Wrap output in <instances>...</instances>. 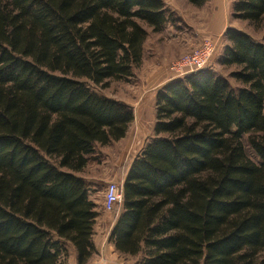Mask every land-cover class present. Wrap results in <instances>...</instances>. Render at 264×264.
Masks as SVG:
<instances>
[{
    "label": "trees",
    "instance_id": "obj_1",
    "mask_svg": "<svg viewBox=\"0 0 264 264\" xmlns=\"http://www.w3.org/2000/svg\"><path fill=\"white\" fill-rule=\"evenodd\" d=\"M232 15L259 28L264 0ZM176 20L164 0H0V264H67L69 245L92 259L100 212L79 173L135 113L91 84L133 77L149 31ZM225 40L229 75L157 90L109 234L137 264H264V33L230 26Z\"/></svg>",
    "mask_w": 264,
    "mask_h": 264
},
{
    "label": "rangeland",
    "instance_id": "obj_2",
    "mask_svg": "<svg viewBox=\"0 0 264 264\" xmlns=\"http://www.w3.org/2000/svg\"><path fill=\"white\" fill-rule=\"evenodd\" d=\"M165 3L177 20L168 24L160 33L149 31L144 44L143 63L134 69L133 77L129 80H111L106 88L91 84L104 95L129 104L135 113V120L126 137L110 145L98 146L99 163L96 161L84 171L91 176V197L96 201L100 212L96 228L101 237L109 232L111 221L113 223L116 220L122 205L118 203L114 211L105 209L107 185L116 182L122 186L134 157L153 135L155 109L153 111L154 106L150 101H153L156 91L150 90L153 87L160 89L175 80V72L170 69L172 64L200 48L206 40L215 44V52L217 51L209 60V67L223 76L229 75L232 68L221 65L217 60L224 51L225 32L230 26L241 29L258 40L263 37L264 23L257 28L248 21L233 17L234 0H209L202 7L193 6L187 0H165ZM231 82L237 85L234 79ZM106 219L110 222L106 223ZM73 249L74 246L69 245L67 264H74L70 251ZM107 259L109 264H137L136 256L122 255L119 252H107ZM104 260L101 252H98L89 263L105 264Z\"/></svg>",
    "mask_w": 264,
    "mask_h": 264
},
{
    "label": "built area",
    "instance_id": "obj_3",
    "mask_svg": "<svg viewBox=\"0 0 264 264\" xmlns=\"http://www.w3.org/2000/svg\"><path fill=\"white\" fill-rule=\"evenodd\" d=\"M215 50L216 45L206 40L200 48L175 61L170 69L175 72L177 78H180L195 71L207 68L210 66L208 63ZM122 200L123 194L121 186L116 182H110L107 185L105 193V209L107 211H114L117 204L122 203Z\"/></svg>",
    "mask_w": 264,
    "mask_h": 264
},
{
    "label": "crops",
    "instance_id": "obj_4",
    "mask_svg": "<svg viewBox=\"0 0 264 264\" xmlns=\"http://www.w3.org/2000/svg\"><path fill=\"white\" fill-rule=\"evenodd\" d=\"M165 1V0H164ZM168 3V2H167ZM161 72V71H160ZM153 90H155L156 91V93H157V90H158V87H153L150 91H153ZM155 101H156V96L153 98V101H150V102H152L153 103V106H154V108H153V111H154V109H155ZM155 122V121H154ZM154 125V124H153ZM91 165H93V164H91ZM90 166V165H89ZM88 166V167H89ZM87 167V168H88ZM85 171V170H84ZM81 172V173H79V175H82V176H85L90 182H91V176H88L87 174H86V172ZM120 211H121V209H120ZM97 221H98V218H97ZM97 221H96V223H97ZM107 222H110L108 219H106V223ZM114 223H115V220L113 221V223H112V221H111V225H110V230L112 229V227H113V225H114ZM110 230H109V232L106 234V235H104L103 237H101L102 235L101 234H99V230L96 228V225H95V229H94V237H93V239H94V243H95V245H96V248H97V252H96V254L98 253V252H101V254H102V256L104 257V261L106 262L105 264H109L108 263V260L109 259H107V252H111L112 254H115V253H117L118 251H116V249H115V247H114V245L109 241V234H110ZM98 235H99V237H98ZM98 238V239H97ZM71 251V253H72V259H73V261H74V264H77V258H76V249H73V250H70ZM95 255V254H94ZM93 258V257H92ZM90 262V261H89ZM88 262V264H91V263H89Z\"/></svg>",
    "mask_w": 264,
    "mask_h": 264
}]
</instances>
